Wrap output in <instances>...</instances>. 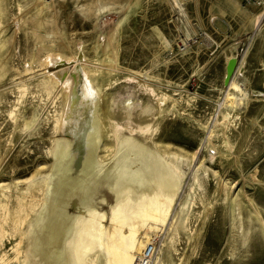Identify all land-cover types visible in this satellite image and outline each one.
<instances>
[{
	"label": "rangeland",
	"instance_id": "374dc122",
	"mask_svg": "<svg viewBox=\"0 0 264 264\" xmlns=\"http://www.w3.org/2000/svg\"><path fill=\"white\" fill-rule=\"evenodd\" d=\"M74 74L76 103L92 86L107 111L67 115ZM169 176L164 226L136 230L148 264H264V6L0 0V264L112 263L111 209L123 253Z\"/></svg>",
	"mask_w": 264,
	"mask_h": 264
},
{
	"label": "bare ground",
	"instance_id": "6f19581e",
	"mask_svg": "<svg viewBox=\"0 0 264 264\" xmlns=\"http://www.w3.org/2000/svg\"><path fill=\"white\" fill-rule=\"evenodd\" d=\"M261 20H262V16H259L258 18H256L254 26H253L254 31H256V32L259 31ZM55 63H58V62H55ZM237 66H238V63L236 64L234 59H231V60H229L227 62L226 77H225V80H224V85L227 88V90H231L233 92L242 93V90L239 89L238 84L235 82L234 78H232L234 76V74H235ZM63 73H64V71L59 72V73H57L55 75H58V78H60L63 75ZM76 78L77 77L74 74L72 77L68 76V78L65 79L66 83L64 81V84H66L65 88L67 89V93H69V95H70L69 96V100H68L69 105H68L67 110H66L67 115L68 116L72 115V117H77L80 114L81 110L84 111L85 113H87L86 115H89V114L91 115L92 114L91 112L95 108H99V109H102L103 111H107L108 108H109L108 102L103 97H100L101 95L100 96L97 95V93H95L93 91V88L91 89L92 86H89L90 89L88 91L83 90V95L86 97V99H90V101H93L94 104L90 105V103H89V106L87 108H85L82 105L83 104L82 100H81V102L76 103V98H75V96H76L75 95V87H76V81H77ZM225 97H227V99H232V97H230L229 94H225ZM80 107H81V110H80ZM86 111H88V112H86ZM77 119H78V117H77ZM78 121H80V119H78ZM71 122L73 123L72 120H71ZM76 125H77L76 127H78L80 124L78 125V123H77ZM170 184H171V177L170 176H169L168 181L167 180L158 181L157 183L154 184V185H157L156 189L158 190V192L152 198L148 199V204H146V205H141L140 204L139 205V203H137L139 205V210L136 213V215H137L136 219L137 220H134L132 223H130V225H129V234L127 235V237L130 239V245L127 246V247H124L126 250L123 253L117 252L112 247V245H113L112 243H115L114 235L117 233V231L124 224V218L122 219L121 215L123 213H125V211L123 209V205H121V206H117L116 205V207H113L111 209L112 210L111 211L112 220L109 222L108 228H107V237H108V239H109V241L111 243L110 247H109V244H108L107 251L112 257L111 260L113 259L112 263L110 262V264H137L136 262L138 261V257L141 254V251H142V249H143V247L145 245H141L140 241L136 242V238H137V237H135L136 236V230L141 229L142 226H143V223L145 221L148 222L149 220L153 221V223H155L157 225H160V227L164 226V224L166 222V217H167L168 211H166L164 213H161V211H160V209L158 207L160 204H158V203H159V200L161 198H163V197H160V195H158V193L160 192V190L163 191V192H170V194L167 196L168 197L167 199H169V204H171V205L173 204L174 205V201L177 199V196H178V189H177V187L170 188ZM145 191H146V189H145ZM132 192H134V189H128L127 190V193H132ZM160 193H162V192H160ZM165 196H166V193H165ZM147 207L151 208V210L149 212L146 210ZM163 207L164 206H162V209H163ZM170 207H168V208H170ZM93 227H94V222L93 221L90 222L85 227V231L84 232L86 233L87 239L83 238L82 239L83 243L88 241L89 238L92 236V233H90L89 230L92 229ZM152 229H154V228H152ZM122 244H124L123 241H122ZM85 246H88V245H85ZM63 254H64L63 255L64 256V261L62 262V260H61V262H62L61 264H69L68 257L71 258V254H65V253H63ZM150 261H151V259H150ZM150 261L148 263H150Z\"/></svg>",
	"mask_w": 264,
	"mask_h": 264
},
{
	"label": "built area",
	"instance_id": "2783aa9c",
	"mask_svg": "<svg viewBox=\"0 0 264 264\" xmlns=\"http://www.w3.org/2000/svg\"><path fill=\"white\" fill-rule=\"evenodd\" d=\"M242 1H247V3L253 2L257 6H264V0H242ZM153 246L151 244H146L142 251L141 254L138 257L137 264H148L150 261L152 254H153Z\"/></svg>",
	"mask_w": 264,
	"mask_h": 264
}]
</instances>
